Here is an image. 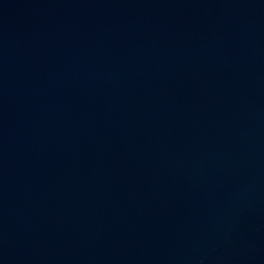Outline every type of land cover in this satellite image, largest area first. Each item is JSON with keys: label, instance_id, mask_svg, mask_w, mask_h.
Returning a JSON list of instances; mask_svg holds the SVG:
<instances>
[{"label": "water", "instance_id": "water-1", "mask_svg": "<svg viewBox=\"0 0 264 264\" xmlns=\"http://www.w3.org/2000/svg\"><path fill=\"white\" fill-rule=\"evenodd\" d=\"M0 264H264V0H0Z\"/></svg>", "mask_w": 264, "mask_h": 264}]
</instances>
